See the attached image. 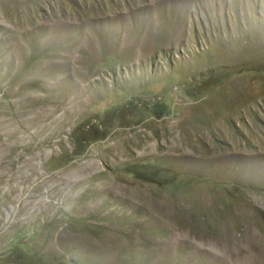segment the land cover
Wrapping results in <instances>:
<instances>
[{
  "label": "rangeland",
  "instance_id": "1",
  "mask_svg": "<svg viewBox=\"0 0 264 264\" xmlns=\"http://www.w3.org/2000/svg\"><path fill=\"white\" fill-rule=\"evenodd\" d=\"M60 263L264 264V0H0V264Z\"/></svg>",
  "mask_w": 264,
  "mask_h": 264
},
{
  "label": "trees",
  "instance_id": "2",
  "mask_svg": "<svg viewBox=\"0 0 264 264\" xmlns=\"http://www.w3.org/2000/svg\"><path fill=\"white\" fill-rule=\"evenodd\" d=\"M173 174V176H174V173H172ZM51 258H53V260H60V259H58L57 257H51ZM60 264H63V263H60Z\"/></svg>",
  "mask_w": 264,
  "mask_h": 264
}]
</instances>
